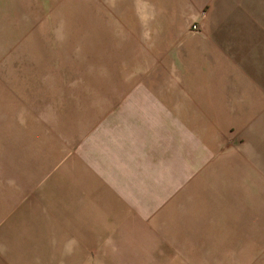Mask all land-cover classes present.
Instances as JSON below:
<instances>
[{
    "label": "crops",
    "instance_id": "0c3cea01",
    "mask_svg": "<svg viewBox=\"0 0 264 264\" xmlns=\"http://www.w3.org/2000/svg\"><path fill=\"white\" fill-rule=\"evenodd\" d=\"M159 3L157 27L203 26L164 40L148 81L52 125L21 116L17 89L11 131L0 118V264L228 261L226 222L244 218L213 207L264 189V0Z\"/></svg>",
    "mask_w": 264,
    "mask_h": 264
},
{
    "label": "rangeland",
    "instance_id": "374dc122",
    "mask_svg": "<svg viewBox=\"0 0 264 264\" xmlns=\"http://www.w3.org/2000/svg\"><path fill=\"white\" fill-rule=\"evenodd\" d=\"M159 4V0H0L4 102L2 108L0 101V118L4 116L5 127H10L5 132L11 131L17 111V89L21 116L29 114L36 122L52 125L75 118L77 108L97 96L104 99L114 85L123 88L148 81L146 70L156 67L157 48L163 52L168 47L164 40H187L194 24L198 25L194 32L203 26L186 21L182 28L157 27L151 11ZM10 136L5 138L6 149ZM250 192L254 196H246L243 204L213 207L220 214L244 218L237 229L234 222H226L229 232L239 236L228 237L227 249L218 245L219 251H228V261L223 252H215L213 264H264V189ZM198 197L207 202L199 201L196 212L207 214L208 197ZM226 239L218 237L214 243ZM181 256L180 264H210L200 253L196 259L194 254Z\"/></svg>",
    "mask_w": 264,
    "mask_h": 264
},
{
    "label": "built area",
    "instance_id": "2783aa9c",
    "mask_svg": "<svg viewBox=\"0 0 264 264\" xmlns=\"http://www.w3.org/2000/svg\"><path fill=\"white\" fill-rule=\"evenodd\" d=\"M193 28H194V30L198 29V25L197 24H194L193 25Z\"/></svg>",
    "mask_w": 264,
    "mask_h": 264
}]
</instances>
